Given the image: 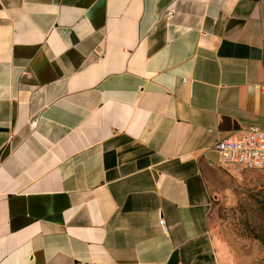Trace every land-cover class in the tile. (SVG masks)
I'll use <instances>...</instances> for the list:
<instances>
[{
    "label": "crops",
    "instance_id": "1",
    "mask_svg": "<svg viewBox=\"0 0 264 264\" xmlns=\"http://www.w3.org/2000/svg\"><path fill=\"white\" fill-rule=\"evenodd\" d=\"M249 127L264 0H0V264H224L214 147Z\"/></svg>",
    "mask_w": 264,
    "mask_h": 264
},
{
    "label": "rangeland",
    "instance_id": "2",
    "mask_svg": "<svg viewBox=\"0 0 264 264\" xmlns=\"http://www.w3.org/2000/svg\"><path fill=\"white\" fill-rule=\"evenodd\" d=\"M212 200L209 230L224 264H264V172L228 168Z\"/></svg>",
    "mask_w": 264,
    "mask_h": 264
},
{
    "label": "built area",
    "instance_id": "3",
    "mask_svg": "<svg viewBox=\"0 0 264 264\" xmlns=\"http://www.w3.org/2000/svg\"><path fill=\"white\" fill-rule=\"evenodd\" d=\"M173 12H168L171 17ZM214 150L221 158L222 167H239L249 171L264 172V129L261 127L244 128L242 131L217 142ZM164 228L166 221H160Z\"/></svg>",
    "mask_w": 264,
    "mask_h": 264
}]
</instances>
